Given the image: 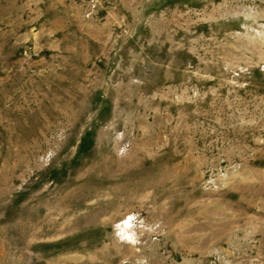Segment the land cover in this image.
Segmentation results:
<instances>
[{"label": "rangeland", "instance_id": "obj_1", "mask_svg": "<svg viewBox=\"0 0 264 264\" xmlns=\"http://www.w3.org/2000/svg\"><path fill=\"white\" fill-rule=\"evenodd\" d=\"M0 264H264V0H0Z\"/></svg>", "mask_w": 264, "mask_h": 264}]
</instances>
